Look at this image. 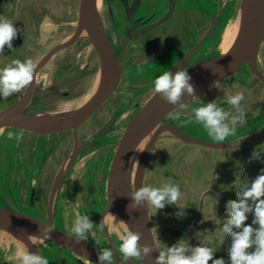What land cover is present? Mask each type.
I'll use <instances>...</instances> for the list:
<instances>
[{
  "label": "flooded vegetation",
  "instance_id": "1",
  "mask_svg": "<svg viewBox=\"0 0 264 264\" xmlns=\"http://www.w3.org/2000/svg\"><path fill=\"white\" fill-rule=\"evenodd\" d=\"M95 4L98 13L101 11L99 16L103 32L119 63L117 85L109 97L91 110L76 127L47 132L17 126L1 128L5 130V145L1 152L3 161L0 160V169L4 170L0 177V205L47 224L51 219L54 228L70 235H73L72 226L66 224L65 218L73 217L75 212L88 215L97 225L94 217L99 219V223L103 220L104 227H94L87 241L100 249L112 248L114 260L120 264L115 251L120 242L104 216L110 213L109 210L105 212L109 202V174L124 131L130 119L145 104L141 99L153 89L154 79L166 70L172 72L175 69L181 58L203 38L219 13V22L213 34L181 68L187 69L220 54L217 40L212 39L225 21V11L234 4L231 1L218 11L216 0H95ZM80 5L81 0H0V15L10 19L19 30L12 49L6 46L3 55H0V69L9 66L13 60L23 62L30 58L34 63L32 84L7 99L0 98V112L17 109L26 119L63 120L88 104L98 93L102 85V59L93 42L90 27L80 24ZM204 17L211 22L208 29L201 33ZM256 65L262 78L249 63L243 68L264 88V40ZM250 81L249 78L244 84L251 90ZM178 108L171 112H177ZM169 113L162 123L188 136L211 141L203 136L201 125L182 123L192 113H181L179 120L171 119ZM247 114L250 128L247 134L259 133L264 128V104L260 108L249 105ZM9 131L22 134V138L7 139ZM163 138L189 143L192 149L187 151L182 145L173 146L168 142L153 157L155 145ZM262 139L264 136L251 141ZM149 140L150 137L143 144L139 156L136 149L138 143L130 157L133 190ZM194 145L200 149L230 151L244 143L237 147H213L181 139L171 130L161 132L149 150L139 177L141 185H152L153 181L163 184L168 178L175 183L211 180L213 187L206 189L203 197L213 199V212L217 213L220 201L226 204L228 200H234L231 197L235 191V153L233 150L225 153L219 166L212 159L208 163L194 161ZM79 165L81 169L71 188ZM192 169L196 171L194 177ZM47 186L50 187L48 193ZM205 206V203H198L194 222L189 226L185 224L186 232L187 227L196 223L199 213L201 217L192 234L196 227L203 224ZM74 207L78 209L71 211ZM218 223L219 219H216L213 232L223 226V223L220 226ZM92 232L99 235V241L92 236ZM37 247L50 264H75L76 255H79L51 241L44 244V248ZM249 251H254V248ZM85 259L82 262L87 264L90 260Z\"/></svg>",
  "mask_w": 264,
  "mask_h": 264
},
{
  "label": "water",
  "instance_id": "2",
  "mask_svg": "<svg viewBox=\"0 0 264 264\" xmlns=\"http://www.w3.org/2000/svg\"><path fill=\"white\" fill-rule=\"evenodd\" d=\"M243 11V27L237 42L232 45L226 53H221L212 60L204 61L185 69L192 78L190 83L194 86L195 94L194 96L185 95L183 98L184 103L209 87L240 71L248 63L250 64L251 69L259 77H263L257 68L256 59L261 43L264 40V0H243ZM219 17L220 13L216 16L211 27L197 45L181 58L178 65L172 71L173 73L181 68L198 51L210 35L213 34L218 25ZM79 21L81 25L87 24V26L90 27L93 42L97 46L101 55L102 85L98 93L88 104H85L78 111L63 120L46 121L30 117L26 119L20 115L17 109L4 110L0 112V129L6 126H17L26 127L38 132H47L70 126L76 127L87 118V115L91 110L109 97L113 92L120 75L119 63L116 58H114L110 43L103 32L95 0H81ZM175 108L177 107L166 103L159 94L154 92L141 109L130 119L111 165L108 182L109 202L107 209L116 205L122 213L130 230L141 234V244H151L155 249L152 253V259L145 258V260L139 261L138 263L129 264H154V259L160 251L155 240L151 221L146 214L145 207H138L136 209L129 208V205L132 202L130 192L133 190L129 178V161L135 146L142 139L147 135L150 137V140L145 147L144 158L139 168V177L143 171L151 146L158 135L166 130H171L179 138L189 142L221 148L237 147L247 141L258 140L264 136L263 128L257 134L243 135L234 140L226 141L225 144L215 145L213 144V141L188 136L181 133L176 128L169 127L162 123L164 117ZM230 142L236 144H229ZM139 177L137 178L135 189H139L142 186ZM55 188L56 185L54 186L53 193ZM200 217L201 213H199L196 223H198ZM196 223L187 227V232L185 234L186 240L193 246H198L200 243L192 234V229ZM43 226L50 227L53 230L49 238L43 239L65 246L87 258L93 264H99L98 254L101 249L96 245L88 241L77 243L73 235L54 228L51 219H49V223L47 224L38 218L18 211L9 210L0 205V229L21 238L32 252H39L42 254L32 240L30 234L41 238V229ZM107 236L110 238L108 232Z\"/></svg>",
  "mask_w": 264,
  "mask_h": 264
},
{
  "label": "clouds",
  "instance_id": "3",
  "mask_svg": "<svg viewBox=\"0 0 264 264\" xmlns=\"http://www.w3.org/2000/svg\"><path fill=\"white\" fill-rule=\"evenodd\" d=\"M9 7H11L9 5ZM15 24L7 17L0 15V55H3L5 47L12 49V42L18 35ZM190 74L179 68L174 73L164 71L153 81V90L168 104L175 107H184V96H194L195 89L190 83ZM34 80V63L32 59L25 61L13 60L9 66L0 69V98L7 99L14 93H19ZM245 95L243 91L228 96L227 104L235 109V112L226 111L215 102H208L191 109L192 116L183 121L184 124L196 123L207 132L208 137L215 145L225 144L230 137H235L237 127L246 123L247 114L241 107ZM169 117L179 120L181 112H170ZM21 139V135L9 131L7 139ZM235 145L236 143L230 142ZM264 149L253 152V158L259 159ZM236 199L228 200L225 205L226 220L221 232L231 236V246L228 250L230 264H264V169L257 175L250 185L245 182L242 186L237 184ZM131 204L129 208L138 207L153 208L155 211L165 208L166 205L175 204L183 198L180 186L171 178H168L161 186L153 187L143 185L139 189L131 190ZM253 214L252 225H246L248 214ZM116 217L107 213L104 219ZM122 222V221H120ZM94 227H104L103 220L94 224L88 215H77L71 232L77 243L87 241ZM236 229V230H234ZM41 238H49L53 231L50 227L43 226ZM121 243L115 248L121 264H129V261H143L152 259L155 250L151 244H141L142 236L139 232L126 229L119 237ZM182 241V240H181ZM178 241L170 247L159 251L154 259V264H226L223 258H214L215 249L201 241L198 246L190 247L183 241ZM254 248V251L249 249ZM20 264H49L39 252L29 249L21 251ZM99 264H116L112 248H102L98 254Z\"/></svg>",
  "mask_w": 264,
  "mask_h": 264
},
{
  "label": "rangeland",
  "instance_id": "4",
  "mask_svg": "<svg viewBox=\"0 0 264 264\" xmlns=\"http://www.w3.org/2000/svg\"><path fill=\"white\" fill-rule=\"evenodd\" d=\"M218 1V7L216 11L222 8L223 5H228L229 3L234 4V6L227 8L226 12V18L225 21L222 22V25L219 29V32L215 35V37L212 40H217V44L219 46L218 50L219 53H223L226 51L234 42L235 37L239 30V25L237 26V20L239 19L238 16L241 14L243 10V0H216ZM206 6V4H204ZM207 7V6H206ZM209 7V6H208ZM216 11L214 13H216ZM101 15V11H99ZM77 18V16H75ZM230 18V19H229ZM209 18L204 17L203 21V30L201 33H204L209 25H210ZM233 32V39L228 44H224V40L228 36L229 33ZM262 58V56H261ZM252 85L251 90L248 89L249 87L245 86V82L249 81ZM94 91V90H93ZM243 91L245 95L244 101L241 102V107L246 111L247 114V108L250 106L253 107H259L264 104V88L259 84V81L254 79L253 77H249L245 73V69L242 68L240 71L230 75L223 81L209 87L204 93L197 96L194 100L187 102L184 104L183 108H178L176 111L181 112L182 114H189L192 113L191 109L194 107H199L202 104H206L208 102H215L219 106L225 108L226 111L235 112V109H232L227 104V98L230 95L235 94L236 92ZM154 93V90L151 89L144 97H142V103H145L150 96ZM251 94V95H249ZM248 105V106H247ZM247 119L248 114L246 118V123L239 125L237 127V132L235 137H230L229 140L235 139L238 136H242L247 134L250 131L249 126L247 125ZM4 129H0V160L3 158V155L1 152L3 151V147L5 145L4 143ZM203 136L211 140L207 132L203 128ZM149 135H147L144 139V141H140L137 145V155L139 156L140 151L142 150L143 144L146 142ZM212 141V140H211ZM173 146L182 145L185 147L187 151H189L191 148V144H184L182 142H177L175 140H168L166 141L164 138L161 139L154 147L153 150V157L160 152L166 143H168ZM194 161H203L204 163L210 162V159L214 161L217 165H221L223 162V158L225 156V153H230L232 150L235 153V180H234V187L235 191L231 197V199H236V191H237V184H240L241 186L247 182L248 184L251 183L252 180L255 179V177L259 174L261 171V168H264V151L261 152L259 159L253 158V152L257 149H264V139L260 141H250L247 143H244V145L236 148L231 149L230 151H227L228 149L220 150V149H213V148H206L201 147L196 148L198 145H194ZM209 158V159H206ZM3 161V159H2ZM206 161V162H205ZM81 169V165L77 167V170L72 178L71 181V188H73V183L75 180H77L79 170ZM192 172H194L195 176V170L192 169ZM4 173V170L0 169V177ZM191 176V175H190ZM210 178V177H209ZM154 183L151 185L153 187H159L162 184L159 182L153 181ZM180 186V190L183 193V198L178 201V206L175 204L172 205H166L165 208L160 209L158 211H155L153 208H147L145 207V211L147 216L149 217L153 233L155 236V240L157 242V245L160 250L170 247L173 244H176L178 241H185L188 246L194 247L190 242H188L185 239V233H186V227L185 224L188 226L191 225V223L195 220V213L198 210V203H205V225L204 222L200 226L196 227L193 230V235L201 242V241H207L209 246L213 247L216 251L214 254V258H223L226 261V264H230L229 256H228V250L231 246V236L224 235L221 232L222 226L219 228V230L213 232L212 229L213 223L216 221V219H219V226L222 225V223L225 221L226 217V210H225V203L220 201V209L219 212L215 213L213 212V204L210 197H203L204 191L206 189H210L213 187L211 180H188L186 183H177ZM45 189H47V193L50 189L49 186H47ZM47 193H45L47 195ZM199 200V201H198ZM14 203V202H13ZM74 211L78 209L77 207L72 208ZM113 211L110 213L112 214ZM79 215L78 212L74 213V216L66 217V224L68 226H73L74 220L76 216ZM254 216L253 214H248V220L245 222L246 225H252V220ZM96 223L99 224V219L93 218ZM122 221V222H120ZM106 222L113 232L114 236H116L121 243L119 237L120 235L126 230L130 229L127 224L124 223L123 218L121 217L120 213L119 216L116 219V222H113L110 218L107 217ZM253 227H258V225H252ZM236 230V229H234ZM92 236L95 239H99V235L92 232ZM32 240L34 243L44 248V244H48V241L39 238L37 236H34L33 234H30ZM90 236V235H89ZM99 241V240H98ZM50 247H52L51 244H49ZM29 249V247L26 245V243L19 237L0 229V257H3L1 264H20L19 256L22 250ZM30 250V249H29ZM31 251V250H30ZM76 262L75 264H84L82 260H86L85 257L81 255H76ZM88 261V260H87ZM138 261V260H137ZM130 263L136 262V261H129ZM121 264V262L119 261ZM50 264V261H49ZM65 264V263H62ZM87 264H91L90 261L87 262ZM209 264H211V261H209Z\"/></svg>",
  "mask_w": 264,
  "mask_h": 264
},
{
  "label": "bare ground",
  "instance_id": "5",
  "mask_svg": "<svg viewBox=\"0 0 264 264\" xmlns=\"http://www.w3.org/2000/svg\"><path fill=\"white\" fill-rule=\"evenodd\" d=\"M98 12V11H97ZM99 14V13H98ZM240 16H238L239 17V19L237 20V26L239 25V30H238V33H237V35H236V37H235V40H234V42L232 43V45H234L236 42H237V40L239 39V37H240V35H241V32H242V27H243V18H244V11L242 10V12H241V14H239ZM100 17V16H99ZM233 32L232 33H229L228 34V36L226 37V39L224 40V44L225 45H228L231 41H232V39H233ZM232 45L230 46V47H232ZM230 47L226 50V51H224L223 53H226L229 49H230ZM96 93V92H95ZM38 118V117H37ZM145 139V138H144ZM144 139H142L141 141H144ZM132 158V157H131ZM132 161V160H131ZM130 165H131V163H130ZM129 178H130V180H131V167L129 166ZM107 210H109V212H111V211H113L112 212V215H114L116 218L119 216V213H120V215H121V217L123 218V215H122V213L120 212V210L118 209V207H116V205H114L113 207H110V208H108ZM110 219L112 220V218L110 217ZM113 221V220H112ZM123 221H124V223L126 224V222H125V220H124V218H123ZM113 222H116V221H113Z\"/></svg>",
  "mask_w": 264,
  "mask_h": 264
}]
</instances>
